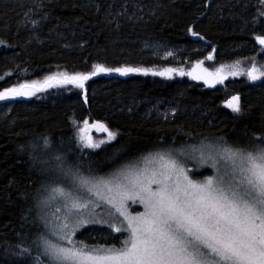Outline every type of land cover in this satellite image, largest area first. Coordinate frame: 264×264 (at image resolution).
Here are the masks:
<instances>
[{
    "label": "trees",
    "instance_id": "trees-1",
    "mask_svg": "<svg viewBox=\"0 0 264 264\" xmlns=\"http://www.w3.org/2000/svg\"><path fill=\"white\" fill-rule=\"evenodd\" d=\"M28 9L38 23L23 21ZM260 11L259 0H0V40L7 45L0 46V90L57 71H91L97 63L161 70L176 64L165 59L167 47L183 50L177 55L186 72L203 60L210 71L240 61L242 73L215 85L187 75L101 73L86 84L87 103L71 85L13 100L9 113H0V264H29L14 254L15 245L34 247L41 232L37 194L52 177L43 161L54 154L66 155L85 174L91 168L102 175L173 143L223 136L247 145L264 136V77L255 83L246 74L253 63L264 66L255 40L264 35ZM213 49V60H206ZM236 95L241 113L224 106ZM166 105L175 115L165 114ZM85 119L105 122L116 139L83 148L73 120L81 125ZM41 137L52 141L55 153L43 148Z\"/></svg>",
    "mask_w": 264,
    "mask_h": 264
},
{
    "label": "snow or ice",
    "instance_id": "snow-or-ice-1",
    "mask_svg": "<svg viewBox=\"0 0 264 264\" xmlns=\"http://www.w3.org/2000/svg\"><path fill=\"white\" fill-rule=\"evenodd\" d=\"M259 4L264 7V0ZM258 15L264 17V11ZM255 40L264 51V35H257ZM0 46L7 45L0 40ZM213 58L212 53L205 57ZM203 64L198 60L186 72L174 67L157 70L97 63L91 71H57L43 80L3 88L0 101L71 85L82 90L87 103L86 84L101 73L151 74L169 79L187 75L209 85L242 74L240 61L230 66L221 64L214 71ZM246 74L255 81L264 77V70L253 63ZM226 105L234 113L242 111L238 95ZM73 125L77 127L74 139L83 148H99L118 135L100 121L89 124L85 119L80 126L73 120ZM90 129L106 133L107 140L95 141ZM41 139L43 148L55 153L52 141ZM253 140L244 145L218 136L205 137L199 147L173 143L131 158L102 176L92 174L91 168L85 175L79 164L68 163L66 155L54 154L51 162L43 161L51 165L43 171L52 173L54 182L42 185L37 194L38 218L45 231L32 241L34 247H24L22 242L15 245L14 254L27 258L29 264H264V136H254ZM30 147L35 151L36 145ZM189 160H195L197 167H210L213 174L194 179L187 167ZM129 201L142 204L144 211L133 213ZM53 203L60 207L49 213ZM101 207L105 209L103 216L97 211ZM95 224H106L112 232L127 236L119 241V247L75 239L78 232Z\"/></svg>",
    "mask_w": 264,
    "mask_h": 264
},
{
    "label": "rangeland",
    "instance_id": "rangeland-1",
    "mask_svg": "<svg viewBox=\"0 0 264 264\" xmlns=\"http://www.w3.org/2000/svg\"><path fill=\"white\" fill-rule=\"evenodd\" d=\"M24 1H26V0H24ZM21 14L23 16V21H26V22L35 21L34 11L28 9L26 11H22ZM162 51H163V55H164L165 59L174 58V60H175L174 62L176 64L174 66H171V67L183 68L184 69V66L181 65L182 62H183V61H181L182 58H181V56L177 55L179 53V51H183V50H175V49H172L170 47H167V48L163 49ZM168 52H172L173 55L172 56H168L167 55ZM212 55L214 57L213 52H212ZM255 64H256L258 69L264 70V66L263 65H259L257 63H255ZM203 67L208 68L206 62H204ZM191 69L189 71H191ZM108 74H118V75H120L119 73H108ZM130 75H135V74H130ZM130 75H128V76H130ZM261 79L255 80L253 82L256 83V82H258ZM5 102L6 101H4V102L2 101V103H0V113H1V115L4 114V113L8 114L10 109H11V107H12L10 103H6L5 104ZM240 105H241V103H240ZM224 106L226 108H228L226 103H224ZM228 109L231 110L230 108H228ZM173 111H174V108L171 107V106H167L166 105L164 107L165 114L173 113ZM80 126H82V125H80ZM91 136L97 142L100 141V140H107L105 136H99V135H96V134L94 136L93 135H91ZM200 143H201V141H200ZM200 143L199 142L198 143H194V142L192 143L191 142V143H185V144L176 145V146L179 147V146H182V145H188V146L199 147ZM147 153H145V154H147ZM49 161L51 162V158L49 159ZM47 165H48V167L51 166L50 164H47ZM187 167L192 170L190 172V175H192L194 179H202L203 176H200V174L204 170H209V174H207V175L213 174V170L210 167H208V166L197 167V164H196L195 160H189L187 162ZM85 175H88V174H85ZM102 175H105V174H102ZM53 182H54V178H53V175H52V177L50 176L49 181H47L46 184H52ZM57 207H60V205L57 204V203H53L52 206L47 209V211L49 213L54 212ZM129 210L132 211L133 213H135L137 211H140V212L144 211V208H143L142 204L133 203V202L129 201ZM38 211L40 212L39 208H38ZM97 211L99 213H101V215L103 216V214L105 212V209L103 207H101V208L97 209ZM39 222H41V221L39 220ZM41 226H42L41 232L45 231L44 228H43L42 223H41ZM78 235H80L81 237H77ZM77 236L75 237V239L84 240L85 242H87L89 244H97V245H112V244H115L117 247H119L120 246L119 241L125 239L127 234L126 233H124V234L114 233V232H112V230L106 224H95V225L86 226L85 230H81L80 232L77 233Z\"/></svg>",
    "mask_w": 264,
    "mask_h": 264
},
{
    "label": "water",
    "instance_id": "water-1",
    "mask_svg": "<svg viewBox=\"0 0 264 264\" xmlns=\"http://www.w3.org/2000/svg\"><path fill=\"white\" fill-rule=\"evenodd\" d=\"M11 100V99H10ZM10 100H6V102L7 101H10ZM4 102V101H3ZM0 103H2V101H0ZM93 122H95V121H93ZM93 122H90L89 121V124H92ZM100 122H102V121H100ZM102 123H105V122H102ZM106 124V123H105ZM107 125V124H106ZM109 128V127H108ZM93 132H95V133H97V134H100V135H107L106 133H104V132H101V131H98V130H96V129H90V132H89V134H92Z\"/></svg>",
    "mask_w": 264,
    "mask_h": 264
},
{
    "label": "flooded vegetation",
    "instance_id": "flooded-vegetation-1",
    "mask_svg": "<svg viewBox=\"0 0 264 264\" xmlns=\"http://www.w3.org/2000/svg\"><path fill=\"white\" fill-rule=\"evenodd\" d=\"M94 136V135H93Z\"/></svg>",
    "mask_w": 264,
    "mask_h": 264
}]
</instances>
